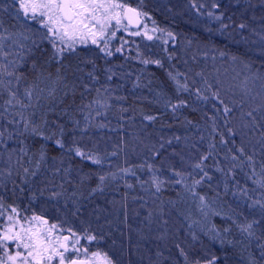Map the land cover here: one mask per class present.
Wrapping results in <instances>:
<instances>
[{"label": "trees", "instance_id": "16d2710c", "mask_svg": "<svg viewBox=\"0 0 264 264\" xmlns=\"http://www.w3.org/2000/svg\"><path fill=\"white\" fill-rule=\"evenodd\" d=\"M252 1H221L227 28L221 29L220 38L198 40L202 48L220 58L205 66L209 70L206 76L212 75L215 79L210 81L216 86V90L206 86L207 90L200 92L208 97L205 103L197 99V92L189 91L193 78L180 81L187 83L188 91L179 90L172 78L174 73L183 74V69L188 75L201 77L196 64L181 66L171 58L170 67L162 61L158 68L143 69L119 57L107 63L82 50L64 55L57 64L46 45L32 47L26 41L28 54L19 59L16 67L22 79L19 83L14 77L8 80L21 98L34 83L45 89L38 101L33 98L32 107L22 111L50 139L25 133L19 115H12L21 109L4 112L8 94L0 95V132L4 133L0 168H12L17 161L36 173L33 180L31 176H24L27 179L20 183L18 176L9 180L1 188L3 204L17 207L24 205L21 199L25 203L34 200L38 203L36 212L40 210L44 219L59 214L65 215L69 224L92 222L102 230V240L122 264H144L147 260L151 264H185L181 249L189 260L206 254L208 258L216 256L217 264H264V249L260 247L264 244V218L258 206L249 208L254 201L264 202V111L254 112L256 127L251 126V118L246 115L264 104V32L260 31L264 30V7ZM5 8L0 1V35L11 36L7 42H16L24 31ZM241 24L245 27L240 28ZM28 40L31 41L29 36ZM7 42L4 41L5 48H9ZM49 75L51 79H47ZM57 77L59 83H54ZM246 78L250 95H243L238 87ZM53 88L55 93L49 96ZM207 91L211 96L220 92L221 99L232 108L228 116L223 113V105L219 106L220 114L210 107ZM97 98L106 107L94 104ZM181 101L186 106L174 110L172 105ZM146 116L155 119L149 121ZM9 120L18 123L9 124ZM246 123L249 127H244ZM229 128L236 135H229ZM222 136L227 143H221ZM57 140L64 144L63 148ZM76 147L96 156L101 163L93 164L69 150ZM241 147L244 156L236 151ZM205 155L208 159L201 161ZM232 155L238 159L233 161ZM249 156L253 157L251 163ZM198 162L211 177L195 186V197L203 196V204L200 199L198 203L185 199L184 184L192 186L203 176L194 167ZM126 168L134 173L127 174L132 179L121 176L115 179L117 187H112V172L119 174ZM174 171L182 174L184 184L175 183L179 177L174 176ZM101 175L106 177L103 184ZM153 175L165 183L160 192L154 188L147 202L143 191L145 187L152 190ZM36 183L39 189L34 188ZM49 199L57 203H49ZM74 204L78 207L70 213L66 208ZM253 220L261 223L254 225L255 236L249 238L239 225ZM184 231L190 232L191 238L186 245ZM216 233L219 236L213 242L210 237ZM220 239L225 241L223 245ZM174 247L178 249L177 256Z\"/></svg>", "mask_w": 264, "mask_h": 264}, {"label": "snow or ice", "instance_id": "6c2138e0", "mask_svg": "<svg viewBox=\"0 0 264 264\" xmlns=\"http://www.w3.org/2000/svg\"><path fill=\"white\" fill-rule=\"evenodd\" d=\"M13 4L16 5V15L23 17L30 23L38 24L41 29L45 31L41 33L43 40H47L54 50L53 59L57 64L63 59L64 53H76L78 47H88L89 45L95 46L105 57H112L115 53H121L127 40L120 37V47L115 48V53L112 50L111 44L113 40L117 39L118 32H124L129 36H141L144 35L148 40H152L153 37L147 34L145 31L141 32L130 31L132 28H140L141 18L147 14L143 12L139 6L133 7L128 3V0H12ZM141 4L143 0H140ZM215 6V5H214ZM210 17L213 13L209 12ZM220 20V16L214 17ZM223 27H227L224 25ZM245 25L241 24L240 28H244ZM156 29H153L155 31ZM172 36V33H168ZM173 39L175 37H172ZM12 39L11 36L0 35V60L8 61L7 64L0 63V95L7 92L8 99L5 101L6 107L4 112H9L10 109L19 108L21 111L13 112L12 115H19L20 121L23 122V129L25 133L32 135H39L44 139H50V137L44 136V133L40 131L38 125H34L30 118L24 115L23 109L32 107L33 98L37 101L40 99L41 94L44 93L45 89L40 87L39 83H34L31 87L26 88L24 91L23 98L17 95L16 91L11 88V80H5L4 77H14L17 83L22 79L21 75L17 74L16 64L17 61H9L8 53L5 52L4 41ZM24 39H28L24 36ZM166 42V41H165ZM35 43V41H33ZM19 46V45H18ZM19 56V53H17ZM223 55V53H221ZM235 61L237 57H232ZM144 64L156 63L160 64V61L142 60ZM247 67V65H245ZM35 68V65H33ZM59 71V69H58ZM42 75V74H41ZM91 76L92 74L89 73ZM171 76V73L169 74ZM111 75L108 79H111ZM175 79V77H172ZM37 79H40L38 77ZM47 79H51V76ZM95 79V77H93ZM54 83H59V77ZM249 79L246 78L241 81L240 87L243 95H250V89L248 87ZM177 86L184 91H188L187 83L180 84L177 81ZM67 87V85H65ZM210 88V86H209ZM98 95L100 90H96ZM55 89H51L48 92L49 96L54 95ZM196 95L199 99L207 100L208 97L202 95L197 90ZM212 99L218 101L219 104L223 105V113L228 116L232 108L225 104L224 100L220 97V92L215 91L212 93ZM27 101V103L25 102ZM94 104L100 108L106 107V103L97 98L93 101ZM186 106L183 101L179 104L172 105V108ZM90 107V106H89ZM264 111V104L261 105L260 109H253L248 111L246 115L251 118L250 124L252 127H256V117L254 112ZM2 115V114H0ZM146 120H153L155 117L146 116ZM9 124L18 123L15 120H9ZM244 127H249L246 123ZM215 131V128L213 129ZM229 135H236L232 128L228 129ZM4 138V133L0 132V141ZM261 139L264 140V133L261 134ZM57 145L61 148L64 144L60 141H56ZM170 143V141H169ZM221 143H227V140L222 136ZM215 145H210V148ZM75 152V155L82 159L90 160L93 164H100L101 160L96 156H93L81 148L76 147L69 149ZM240 156L245 155L244 148H238L236 150ZM115 154V153H113ZM211 153H209L210 155ZM11 158V157H10ZM43 158V157H41ZM208 156H202L201 161L207 160ZM233 161L237 160L236 155H232ZM248 161L251 163L253 160L252 156H249ZM195 169H198L203 176L201 179L194 180L192 186L184 184L183 176L180 172L174 171V176L179 177L175 181L177 184H184L185 188L193 195L196 196L195 186L199 185L204 178L211 179L208 173L204 170L202 162L195 164ZM149 171H152V166H148ZM219 170V169H217ZM27 173V169L24 170ZM123 172L127 174H133L131 169H123ZM9 175L11 173L9 172ZM115 179V174L112 176ZM101 184L105 181L106 177L101 175L99 177ZM165 183L164 180L159 179L156 175L152 177V184L157 192L162 190V186ZM261 186L264 187V181L261 182ZM131 187V185H129ZM98 190L102 191V187L98 186ZM201 203L204 202V197H199ZM259 208L261 217L264 218V202L259 200L254 201L253 204L249 205V208ZM4 204L3 198L0 197V216H4ZM261 223L260 220H253L249 223L239 225L242 233H247L249 238L255 236L254 225ZM0 264H117V261L110 256L107 252L100 250L99 248L95 251L90 250L87 245H82L81 240H86L88 244L92 242L99 243L97 235L91 234L87 229L82 234L72 228L64 229L62 225L56 223L49 224L47 219L42 218L39 215H33L30 219L24 216L21 219V214L17 207H11V212L7 214V223L0 224ZM228 231V229H225ZM66 233V234H65ZM219 233L215 236L210 237L213 242L216 241ZM195 239V237H193ZM221 245L225 243L223 239H220ZM228 243H231L229 241ZM177 247H180L177 245ZM264 249V244L260 246ZM264 255V251L261 253ZM180 255L184 257L185 264H217V257L212 256L208 258L205 254L204 257L194 258L189 260L188 255L183 249L180 251ZM252 264V262H250Z\"/></svg>", "mask_w": 264, "mask_h": 264}, {"label": "rangeland", "instance_id": "374dc122", "mask_svg": "<svg viewBox=\"0 0 264 264\" xmlns=\"http://www.w3.org/2000/svg\"><path fill=\"white\" fill-rule=\"evenodd\" d=\"M0 1L1 3L4 2V6L7 9H9L11 13H13V17L17 21V24L22 28L21 30L24 31L23 34L21 33L20 35L21 37H19L18 41L16 42H10V41L7 42V40H5V43L7 42V44L9 45V48H5V52L8 53V60L17 61L18 63L20 58H22L26 53L28 54L29 50H26L25 48L26 41L27 42L29 41L32 47H34V44H36L37 46L46 45V47L54 55V50L52 49L51 44L47 40H43L40 35L45 30L41 29L38 24L30 23L26 21L25 19H23L22 15L17 16L15 12L16 5L13 4L12 0H0ZM221 1L223 0H143L141 4L140 0H128V3L131 6L133 7L139 6L140 9L147 14L145 17L141 18L142 27L139 29V31L144 32L146 26L147 34L153 37L152 40H148L144 35L129 36L124 32H118L117 39L113 40L111 44L113 52L115 53L116 47H120L121 44L120 37H123V39L127 40L128 43L124 45L121 53H115L112 57H105L93 45H89L86 48L78 47L77 50H82L83 53H87L90 56H98V57L100 56L103 59H105L107 63H110L113 59L119 57L122 58L124 62L126 63L129 62L134 66L137 65L143 69L148 67L158 68L162 66V61H164L166 67H170L171 64L170 62L172 59L173 60L176 59L179 62V64H181V66H185L190 63L196 64L201 69V74H202L201 77H197V76L194 77L190 73L188 75L187 72H185V69H183L184 73L181 75L174 73L175 82L177 83V81H179V83L181 84L182 81H186L187 77L190 76L191 78H193L189 81L190 92H194L195 94L197 90H199L202 93L207 90L206 86L208 87L210 86L212 90H216V86L214 85V83L210 81V79L214 80L215 78L213 79L212 75L206 76L208 69L206 70L205 66L206 64L209 63V61L220 60V58L217 57L214 53L207 51L205 48H202V46L200 45L201 43H199L198 40L201 39L203 42L205 38L208 39L209 37L211 38L213 37L214 39L220 38L219 36L221 35V29L227 28V27H223L226 21H224L223 19L224 15L221 12ZM253 1L255 2L256 0ZM257 2H261V7H264V0H257ZM209 12L213 13L212 17L208 15ZM215 16H220L221 19L217 20L214 18ZM262 22H264V20H262ZM153 29L156 30L153 31ZM260 31L264 32V30L262 29ZM168 33H172V36H169ZM24 36L27 37L29 36V38H31V41L28 39H24ZM172 37L175 38L173 39ZM33 41H35V43H33ZM202 45L204 47V44ZM17 53H19V56L17 55ZM67 54H71V53L68 52L64 53V55ZM172 55L175 58H173ZM142 60H150V61L158 60L160 61V64L159 65H157L156 63L144 64L141 62ZM1 62L3 64L8 63V61H3V60H1ZM213 64L214 62L209 63V65H213ZM18 65L19 63L16 65V67H18ZM6 78H7L6 80H8L7 76ZM109 80L110 79H108V81ZM16 85L17 84H15V86ZM207 93L210 99V107L213 110L214 108L218 109L216 111L220 114L221 113V110L219 108L220 104L214 99H212V96L208 91ZM197 99L202 101V99L199 98ZM203 102L205 103V100H203ZM16 162L12 163V165L14 166L12 168H9L10 166L9 167L4 166L0 168V193H2L1 188H5L3 186L9 180L12 181L15 176H18L19 179L18 183L24 181L22 179H27V177L24 176H31L30 178L31 180H33V176L36 174L35 171L30 170L28 168V171L26 173L24 170L27 168L22 167V165ZM117 169H118V165H117ZM9 172L11 173V175H9ZM113 174H115V179L117 180L118 178H121V176L126 178V174L123 171L120 172L119 174H116V172L113 171L112 175ZM127 177L128 179L130 178L132 179V176L130 175H127ZM115 179H113L111 183L108 182L112 184V187L113 186L117 187V182H115ZM118 184L120 186L123 185L121 183ZM35 186L37 187L34 188L37 189H39L40 187L38 186V183H36ZM138 189H142V188L140 187ZM143 192L144 195L146 196L144 198L147 199L146 201L148 202V200H150L153 197L152 195L155 192L154 186L152 187V190L145 187ZM187 198H189L190 200L189 202H193V203L199 202V199L197 197L193 196L187 189H185V199ZM21 202H23L24 205L22 204L17 206V209L21 214V219L24 216H27L30 219L33 215L41 216L43 214L40 210L36 212V207L38 204L36 201L32 200L28 203H25V201L21 199ZM48 202L57 203L53 199L52 200L49 199ZM11 207H13V205L6 203L4 204L5 215L0 216V224L7 223V214L11 212ZM77 207H75L74 204V206L72 207L69 206L66 209L68 211L70 210L71 213V211L73 212V210H75V208L77 209ZM41 210L44 211V207H42ZM49 210L50 209H46L47 212H50ZM49 216L51 218L48 219L49 224L56 223L58 225H62L64 229L72 228L73 230L77 231L79 234H82L84 230L87 229L89 233L97 235V237L100 238L98 244L97 242H92L91 244H88L86 240H81V244L87 245L92 251H95L99 248L100 250L105 251L110 256H112L117 261V264H122L121 261L118 259L117 254L109 247V245L106 244L105 241L102 240V230L101 229L97 230V227H95V225H93L92 222L86 220L83 223L79 221L78 224H71L72 222L69 224L68 221L65 220L66 219L65 215L60 216L59 214H57L56 216H52V214H50ZM0 231H2V228H0ZM175 231H176L175 235H177V228L175 229ZM189 233L190 232L188 231L183 232L182 239H185L183 245L189 243V240L191 239ZM177 250H178L177 247H174L173 252L175 256H177L178 253ZM142 259H144V257ZM144 264H151L150 260L145 261Z\"/></svg>", "mask_w": 264, "mask_h": 264}, {"label": "water", "instance_id": "95a60500", "mask_svg": "<svg viewBox=\"0 0 264 264\" xmlns=\"http://www.w3.org/2000/svg\"><path fill=\"white\" fill-rule=\"evenodd\" d=\"M142 21V20H141ZM142 27V22H141V25H140V28ZM139 28V29H140ZM139 29H137V28H132V29H130V30H132V31H137V30H139Z\"/></svg>", "mask_w": 264, "mask_h": 264}]
</instances>
